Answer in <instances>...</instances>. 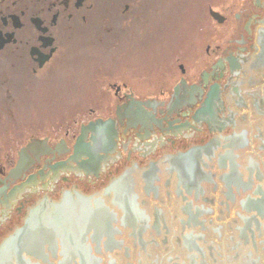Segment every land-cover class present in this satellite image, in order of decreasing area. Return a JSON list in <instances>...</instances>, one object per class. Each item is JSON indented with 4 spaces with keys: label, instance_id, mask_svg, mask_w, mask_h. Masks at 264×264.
Returning <instances> with one entry per match:
<instances>
[{
    "label": "flooded vegetation",
    "instance_id": "flooded-vegetation-1",
    "mask_svg": "<svg viewBox=\"0 0 264 264\" xmlns=\"http://www.w3.org/2000/svg\"><path fill=\"white\" fill-rule=\"evenodd\" d=\"M216 3L223 8L215 9ZM225 4L205 1L213 30L201 26L200 31L210 33L204 46L197 41L193 51L181 50L184 43L177 35L178 50L169 59L161 38L158 41L165 30L159 7L152 11L143 0H0V240L13 212L21 218L40 193H45L44 200H53L61 192L65 196L71 181L76 188L105 183L114 173L111 163L121 159L139 166L145 156L154 158L166 145L187 152L189 137L205 140L206 122L196 118L217 89L223 93L225 72L236 74L234 65L242 60V66L258 52L257 65H264L258 63L264 55V0ZM213 10L223 22L212 18ZM174 19L178 15L173 11ZM66 57L84 66L82 76L93 96L84 103L68 99L72 104L65 112L55 100L59 116L25 119L24 114L30 117L41 109L44 94L36 88L41 89L43 78L56 74L52 72ZM151 63L157 69H149ZM131 68L134 76L129 77L145 79V85L156 77L158 85L128 82L125 75ZM154 71L159 75L153 77ZM81 105L84 108L77 109ZM70 106L75 108L70 111ZM26 182L34 183V189L17 197L18 187Z\"/></svg>",
    "mask_w": 264,
    "mask_h": 264
},
{
    "label": "rangeland",
    "instance_id": "rangeland-1",
    "mask_svg": "<svg viewBox=\"0 0 264 264\" xmlns=\"http://www.w3.org/2000/svg\"><path fill=\"white\" fill-rule=\"evenodd\" d=\"M143 1L146 2L149 8L150 6L153 7L152 11L157 10V7H159L158 12H160L158 16L165 22V30L164 33L159 35L158 41L161 38V49L166 52L169 59H172L178 50L177 48L175 49L177 35L178 41L184 43L181 50L193 51L194 44L197 41L198 44L202 43L204 46L203 41L206 40L205 34L210 33L205 30L202 32L200 28L203 25L206 28H211L212 26L210 24L213 23V20L205 12L203 6L205 1L213 3L215 0H161L163 3H158L159 6L156 0ZM225 1V5L231 6L234 0ZM216 4L215 9L223 8L221 3ZM173 11L178 15V20L174 19V22L172 21ZM212 18L216 19L213 16ZM174 25L177 27H174ZM155 49L152 47V50ZM166 55L163 54L161 56ZM259 55L260 52L248 56L236 74H231L228 71L225 72L226 75L220 83L223 89L221 96L225 109L219 115L224 119L231 117L233 122L223 130L218 129L217 131L208 129V122L203 123L202 127L206 132L208 131V136L205 140H200L199 135H197L194 138L189 137L186 141L187 144H185L187 145L186 149H188L195 145L208 144L214 138L220 137L225 142L224 137L226 135L246 133L245 136L248 139L247 144L236 149L239 155V170L243 171L244 180H247L250 175L247 167L253 158L258 163L262 179L259 180L255 173V184L252 189L247 191H237L235 189V198L232 200L228 199L225 194L227 185L222 178L228 170L222 168L220 162H218L219 153L225 152L226 150L224 147L219 146L216 150V157L212 161H209L210 166L205 169L207 173L210 172L214 175L215 182L204 181L202 183L204 184L205 194L200 199H196L195 195L190 196L194 200L195 205H202L206 208V211L201 215V218L205 222V228L202 226H194L187 230L183 228V220L188 218L183 210L185 202L183 196H180L177 191L179 174H177V170L171 169V164L167 161L169 154H177L178 151L183 152L186 150H181L180 148L174 150L172 146L166 145L165 148L162 147L155 151L154 154L156 156L154 158L149 157V155L145 156L139 166L135 165L134 161L133 163L126 164L122 159L111 163L110 166L114 169V173L105 183L101 182L90 187L80 185L79 188H76L75 183L71 181L66 190L74 194L80 192L85 196L101 197L106 187L121 178L125 172L133 170L132 176H134L135 187L133 192H137L139 198L136 204H140V207L145 210L153 222L156 220L155 215L157 209L161 210L162 223L159 228L160 231L158 232L152 227H149L143 235V240L146 242L145 246L141 244L138 238L133 236V231L129 227L122 226L120 220L116 224L120 227L122 233L117 235V239L123 240L124 247L122 249L115 248V250L109 251L103 245L101 253H97L95 250L97 244L89 240L92 246H94L93 250L95 254L101 258L100 264H193L192 255L194 254L196 255V264H253V262L255 264H264V218H261L262 227L260 229L257 228V225L252 227L254 229V237H252L249 231V239L242 237V228L246 224L245 216H253L254 214L245 209L242 204L243 199L249 194L260 197L261 194L254 193L259 186L264 190V65H257L256 61ZM65 59L67 60V57ZM66 60H64L65 64H62L59 69L52 72L56 73L55 75H51V73V77L43 78L42 83L39 85L41 89L36 88L37 93L44 94V100H40L42 102L41 109L37 108L39 111L34 109L30 117L24 114L25 119L32 121L39 120L41 119L40 114L44 115V117L59 116V106L56 104H62L63 106L61 105L62 107L59 110H64L65 112L66 107H69L67 105L72 104L68 99H76V102L79 100V103H84V99L91 94L90 86L86 85L87 79L85 75L82 76V74H85L84 66L83 68H79L80 63L74 57L68 59L67 62ZM184 60L187 63L189 59L185 58ZM155 67L154 63H151L149 69H154ZM124 71L126 72L128 70ZM133 72L134 70L131 68L128 71L129 75H125V78L129 80H127L128 82L133 83L138 81L141 86H149V84H152L156 87L158 85L159 78L155 76L159 74L155 71L151 74L155 78L149 80L148 85L144 84L145 79L139 81L138 79L129 77L134 76L132 75ZM176 72H178L177 68ZM140 85H135V87ZM235 87H239L240 95L233 91ZM91 95L93 96V94ZM108 95L109 92L104 96L108 97ZM60 96L64 97L67 101L63 103ZM240 98L243 99V103H239ZM55 100L59 101L56 102ZM54 101L56 104L53 106ZM56 106H58L57 111ZM72 108L70 106V111H72ZM79 108H84V105H81L77 109ZM46 121H49L48 118ZM51 121H53L52 118ZM1 129L2 127L0 126ZM205 130L203 131V136L206 134ZM152 162L158 164L159 167L158 175H160V180L156 181L160 186V195L158 197H155L153 193L148 194L144 187V175L150 170V163ZM118 166V171H115ZM37 196V198H32L30 205H28L21 218L18 217L21 214L13 212L12 219L7 220L9 230L0 240V245L9 235L16 233V230L25 225L24 223L31 214V210L41 205L45 193H40ZM63 197L61 192L56 199L52 200L49 198V200L58 203L61 202ZM103 198L106 199L107 204L112 209H117L119 214H121V210L112 205V197L105 196ZM192 230H194V234L203 235L198 239V244L201 250L203 249L202 255L195 250H189L186 246L184 235ZM61 248L62 246L60 245V250ZM62 257L59 251L57 257L52 258V264H59ZM32 259L34 261L36 260L35 258ZM42 264L48 263L42 262Z\"/></svg>",
    "mask_w": 264,
    "mask_h": 264
},
{
    "label": "bare ground",
    "instance_id": "bare-ground-1",
    "mask_svg": "<svg viewBox=\"0 0 264 264\" xmlns=\"http://www.w3.org/2000/svg\"><path fill=\"white\" fill-rule=\"evenodd\" d=\"M242 60L234 65L233 72L237 73L241 67ZM258 63L264 64V55L260 57ZM236 94L240 95L239 87L233 89ZM222 90L217 89L213 95V101L201 111L197 118L199 123L208 122L213 131L223 130L233 122V119H224L220 117L224 107L222 99ZM239 103H243L240 98ZM223 142L220 137L214 138L204 146L190 148L187 152H181L176 155H169L167 161L171 164L172 170H177L179 174L178 194L183 196V210L188 218L183 220L185 230L194 226L205 228L204 220L201 215L206 211L205 206H197L190 197L195 195L196 199L204 196V181L215 182L214 175L207 173L206 168L216 157V150L219 146L225 148V152H220L218 162L220 166L227 169L224 173L223 181L227 185L225 194L228 199H234L237 191H247L253 188L255 184L254 175L256 173L261 180V172L258 169L257 162L251 160L247 167L250 172L249 178L244 180V173L240 171L239 155L237 148L247 144L244 133H234L224 138ZM147 144L148 147L154 145ZM158 164L153 163L150 170L145 173V190L147 193L159 192L160 186L156 181L160 180L158 175ZM132 171L125 172L121 178L115 180L100 196H85L82 193H72L68 190L61 202L55 203L49 199L42 201L41 205L31 210L27 218L26 226L10 235L0 245V264H52L53 257L61 253L62 259L59 264H100L101 258L95 254L92 240L96 243L95 250L101 253L103 245L109 251L115 248L124 247L117 235L121 234L120 227L116 224L121 222L122 226L129 227L133 236L138 238L143 246L146 242L143 235L149 227L160 231L162 223L161 210L156 211V220L153 222L150 216L144 212L140 204H136L138 193L133 192L134 176ZM34 183L26 182L24 186L18 187L17 197L23 195L25 191L34 189ZM33 187V188H32ZM254 193L261 194L260 197L249 194L243 199L242 204L247 211L253 212V216H245V226L242 228V237L249 239V234L253 236L254 225L260 229L261 218H264V190L259 186ZM112 197V205L121 210L119 214L117 209H112L103 197ZM16 199L14 196L13 202ZM139 202V201H138ZM203 236V235H201ZM200 235L194 234V230L184 235L186 246L189 250L203 254L198 239ZM60 245L62 246L60 250ZM32 258H35L34 261ZM193 264H196V255H192ZM255 264V262H253Z\"/></svg>",
    "mask_w": 264,
    "mask_h": 264
},
{
    "label": "water",
    "instance_id": "water-1",
    "mask_svg": "<svg viewBox=\"0 0 264 264\" xmlns=\"http://www.w3.org/2000/svg\"><path fill=\"white\" fill-rule=\"evenodd\" d=\"M211 14H212L213 17H215L216 19L220 20L221 22L224 21L223 19L218 18L220 16V14L218 12H216V11L213 10L211 12ZM26 222H27V220H26ZM26 222H25V225L22 228H24L26 226Z\"/></svg>",
    "mask_w": 264,
    "mask_h": 264
}]
</instances>
